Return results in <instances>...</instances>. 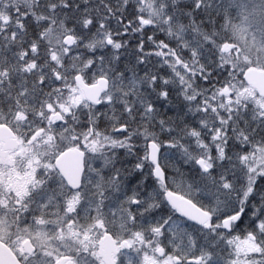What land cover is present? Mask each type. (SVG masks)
Instances as JSON below:
<instances>
[{"label":"snow or ice","instance_id":"6c2138e0","mask_svg":"<svg viewBox=\"0 0 264 264\" xmlns=\"http://www.w3.org/2000/svg\"><path fill=\"white\" fill-rule=\"evenodd\" d=\"M264 0H0L6 264H264Z\"/></svg>","mask_w":264,"mask_h":264},{"label":"water","instance_id":"95a60500","mask_svg":"<svg viewBox=\"0 0 264 264\" xmlns=\"http://www.w3.org/2000/svg\"><path fill=\"white\" fill-rule=\"evenodd\" d=\"M252 83L254 87L264 89V75H258L253 78ZM7 257L3 251H0V264H6Z\"/></svg>","mask_w":264,"mask_h":264}]
</instances>
